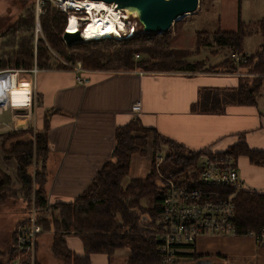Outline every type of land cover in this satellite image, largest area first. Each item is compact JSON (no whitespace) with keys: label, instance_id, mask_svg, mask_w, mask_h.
Here are the masks:
<instances>
[{"label":"trees","instance_id":"obj_1","mask_svg":"<svg viewBox=\"0 0 264 264\" xmlns=\"http://www.w3.org/2000/svg\"><path fill=\"white\" fill-rule=\"evenodd\" d=\"M20 2L23 12L17 15L13 25L2 35L0 45V72L31 71L53 68V53L58 56L55 68L71 69V64L81 62L87 70L147 72H215L232 71L228 57L218 66L206 67L201 60L191 61L200 55L202 49L213 44L220 48H229L231 52L244 51V39L253 29L259 30L264 37V19L250 24L242 21L240 11L237 28L234 31L221 29L210 34L197 31L193 49L170 46L172 34L145 33L141 25L130 37L109 38L90 41H77L67 45L63 34L67 15L55 9L51 4L40 16L41 33L36 36L34 0H12ZM212 0H200V5H207ZM174 23L176 33H180L186 21ZM115 46L122 50H115ZM136 55H144L135 60ZM250 71L264 73V56L257 51L246 65ZM263 78H254L253 85L243 84L239 89L242 103L256 104V95L263 84ZM224 99L228 100V97ZM221 103L203 112L215 113L221 109ZM47 112L44 128L40 131L32 127L9 131L1 140L2 152L16 160V177L21 184L22 199L30 212L34 203L38 223L43 231H54L50 247L51 254L61 259L64 264H91V255L101 254L111 259L117 250L130 249L126 264H164L159 252L160 242L154 233L158 230L161 217L165 180L178 178L193 169L199 173L201 157L209 154L207 148L193 151L178 142L163 136L154 128L141 126L139 120L120 126L115 132V145L111 161L97 173L95 179L74 201L69 203L49 204L48 167L50 153L48 137L50 114ZM12 144L11 148L8 146ZM160 144L168 147V152L160 166L155 160L145 178H133L127 185L124 180L131 171V159L135 154L147 156V147L155 148ZM237 160L246 157L252 165L264 166V150L251 149L245 135H239V142L227 151ZM114 159V161H113ZM239 167V166H238ZM160 179L163 185L158 184ZM12 178L0 169V206L8 201ZM146 200H151L146 204ZM237 218L236 227L241 235L250 232L261 233L264 228V192L245 189L235 197ZM11 238L4 241L0 249V264H10L18 253L16 229ZM75 236L83 243L85 255L76 256L69 248L67 238ZM37 240V252H38ZM182 254L187 260L177 264H195L222 256L197 255L194 246ZM192 252V253H191ZM38 262L37 259V263ZM215 264V263H214ZM228 264H231L228 262Z\"/></svg>","mask_w":264,"mask_h":264},{"label":"crops","instance_id":"obj_2","mask_svg":"<svg viewBox=\"0 0 264 264\" xmlns=\"http://www.w3.org/2000/svg\"><path fill=\"white\" fill-rule=\"evenodd\" d=\"M231 72L166 73L135 69L88 70L77 74L73 69L61 70L54 66L11 75L14 86L27 83L31 87L35 104L28 126L42 130L47 112H52L47 160L49 204L74 201L111 161L116 129L133 121L131 110L138 100L143 108L139 118L141 126L154 128L190 150L207 148L208 153L225 152L239 142L241 134L251 149L264 150V111L259 91L254 105L242 103L238 94L243 84L253 85L254 78L247 75L250 72L247 66L242 67L244 76ZM78 75L88 77L89 83L80 84ZM11 91L13 94L14 90ZM21 94L18 98L13 94L16 107L29 104L28 91ZM217 101L223 112L202 111L212 108ZM17 114L25 115L26 111ZM238 166L246 188L264 192V167L252 165L246 157L238 159ZM71 239L75 249L69 245ZM67 242L76 256L85 255L80 239L68 236ZM192 252L226 257V260L208 259L202 264H264V243L250 236L201 237ZM113 257L93 254L90 259L91 264H113ZM38 262L43 264L39 259Z\"/></svg>","mask_w":264,"mask_h":264},{"label":"built area","instance_id":"obj_3","mask_svg":"<svg viewBox=\"0 0 264 264\" xmlns=\"http://www.w3.org/2000/svg\"><path fill=\"white\" fill-rule=\"evenodd\" d=\"M82 1L87 0H34L36 36L41 33L40 16L44 14L48 4L67 15L64 33L70 32L73 19H76L75 27L82 35L88 27V17L92 19L87 6L81 5ZM110 6H112L110 10H117L115 5ZM104 12L106 16L109 14V12ZM111 37L118 38L114 33ZM83 40L87 41L85 38ZM258 51L264 56V37ZM255 53L232 52L231 65L234 69L229 74L244 76L242 67L247 65ZM70 66L77 74L88 71L80 61ZM31 71L37 72V68ZM31 71L5 70L1 71L0 75L9 72L13 76V74H25ZM247 75L264 80V73L250 71ZM77 80L82 85H87L90 81L88 77L81 75H78ZM13 87L14 85L11 84L10 89L13 90ZM259 99L264 108V81L259 89ZM8 103L11 102L5 104L1 100L0 112H7L9 109L11 112L14 111L13 105ZM131 111L133 121L139 120L143 114L140 100L133 104ZM13 122L17 125L14 117ZM156 159L158 165L163 161L162 156H157ZM165 186L159 227L154 233L160 242L159 252L164 264H177L185 260L182 254L189 252L190 246H195L201 237L240 236L236 227L235 197L247 188L234 156L226 152L204 154L201 157L199 173L190 172L178 178L166 179ZM29 213V218L16 229L18 253L10 264L37 263V240L44 231L38 223L34 203ZM241 236H250L264 243V228L259 234L250 232L248 235Z\"/></svg>","mask_w":264,"mask_h":264},{"label":"rangeland","instance_id":"obj_4","mask_svg":"<svg viewBox=\"0 0 264 264\" xmlns=\"http://www.w3.org/2000/svg\"><path fill=\"white\" fill-rule=\"evenodd\" d=\"M21 3L12 0H0V38L2 41L3 33L8 29L9 26L13 25L17 15L23 12ZM126 11V12H125ZM241 15L242 21L250 24H255L258 21L264 19V1L263 0H212L207 5H200L197 13L187 15L183 17L186 21V25L180 33H176L175 26L173 25L170 29L172 34V39L170 41L171 47L176 48H187L193 49L195 44V33L197 31H207L213 34L215 31L221 29L223 31H233L237 28L238 15ZM123 12V13H122ZM122 19L125 22L126 29L121 33H117L118 38L130 37L134 35L137 31H140L141 24L138 20L137 13L129 12L128 10H122L120 12ZM82 41H85L82 39ZM88 41V40H87ZM262 41V35L259 30L253 29L251 34H249L243 42V46L246 52L255 53L257 49L259 50ZM1 45V42H0ZM122 50V47L115 46L116 50ZM0 49V54H1ZM231 50L229 48H220L213 44L211 47H205L202 49L200 55H196L191 59V61L201 60L207 67L218 66L221 62L228 58ZM52 63L55 66L58 56L53 53ZM144 55H136L135 60H140ZM29 72H26L28 74ZM7 78L0 79V85H7ZM1 89H8L7 86ZM13 94L17 98L20 97L19 94L23 95L26 91L29 94V104L28 106H18L16 107L14 103H8L13 105L14 111L11 112L9 109L7 112H0V145L3 137L11 130H19L30 128V115L34 110V96H31V87L27 83H17L13 87ZM14 101V100H13ZM38 103V99H37ZM12 108V107H11ZM16 109H24L26 111L25 115H20L16 113ZM264 111V108H262ZM1 111V109H0ZM24 114V113H22ZM12 117L15 119H20L17 125L12 121ZM27 119V123L26 120ZM23 119V120H22ZM258 137V135H257ZM12 144L8 146L11 148ZM148 155L141 156L136 154L133 156L132 169L124 180V185L133 178H145L150 170L152 161L155 160L157 167L162 164L157 161V156H162L164 160L165 155L168 152V147H157L150 145L147 147ZM142 157V159H140ZM141 160L142 163H138ZM114 161V159H113ZM244 162V160H242ZM264 167V166H261ZM0 169L5 171L12 178L11 191L8 193V201L4 206H0V249L3 250L4 241L11 238L12 232L15 230L19 223L25 222L30 213L27 212V204L22 199L21 184L16 177V160L14 157L6 156L0 148ZM193 172L189 170L187 173ZM158 184L163 185L160 179L157 180ZM146 204H150L151 200H146ZM54 231H45L38 238V259L43 264H64V262L54 257L50 252V247L53 240ZM74 238V237H71ZM71 239L69 245H73L75 249V244L72 243ZM125 255V256H124ZM130 255L129 249H120L117 254L113 257V264H126L127 259Z\"/></svg>","mask_w":264,"mask_h":264},{"label":"water","instance_id":"obj_5","mask_svg":"<svg viewBox=\"0 0 264 264\" xmlns=\"http://www.w3.org/2000/svg\"><path fill=\"white\" fill-rule=\"evenodd\" d=\"M102 1L108 5H115L118 11L128 10L137 13L138 20L143 26V32L163 34L170 31L171 27L178 20L189 14L195 13L199 6L200 0H92ZM180 17V18H179ZM63 40L67 45L77 41H82L81 32L73 34L65 32ZM111 38V35H105L104 39ZM11 73L6 72L0 75L1 78H7V88L11 87ZM24 109H16V113H24ZM195 264H202L197 262Z\"/></svg>","mask_w":264,"mask_h":264},{"label":"bare ground","instance_id":"obj_6","mask_svg":"<svg viewBox=\"0 0 264 264\" xmlns=\"http://www.w3.org/2000/svg\"><path fill=\"white\" fill-rule=\"evenodd\" d=\"M81 5L87 6L89 13L92 15V19L90 17L87 19L88 27L82 34L83 38L87 40H95L98 39V37L103 39L107 34H122V31L126 29L125 22L122 19L120 13H118L120 11L116 9H113L114 11H112V9L110 10L112 6L106 4L105 2L87 0L82 1ZM93 5H96V7H93ZM100 5H103V7H100ZM104 11L109 12V14L106 16ZM89 13L87 14L89 15ZM73 21L76 23V19H73ZM75 23H72V26L69 29V31L73 34H76L79 31V29L75 27ZM1 86L2 85H0V102L2 100L5 104H7V102L14 103L12 91L8 89H1Z\"/></svg>","mask_w":264,"mask_h":264},{"label":"snow or ice","instance_id":"obj_7","mask_svg":"<svg viewBox=\"0 0 264 264\" xmlns=\"http://www.w3.org/2000/svg\"><path fill=\"white\" fill-rule=\"evenodd\" d=\"M93 7H96V5H93ZM100 7H103V5H100ZM73 24L75 23V21L72 22Z\"/></svg>","mask_w":264,"mask_h":264}]
</instances>
